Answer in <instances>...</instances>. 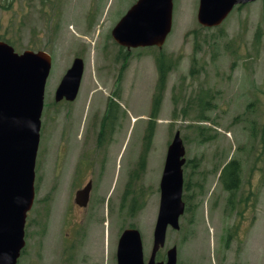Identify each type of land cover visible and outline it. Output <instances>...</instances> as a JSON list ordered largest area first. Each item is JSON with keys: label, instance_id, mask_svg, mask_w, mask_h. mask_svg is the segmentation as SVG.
Returning a JSON list of instances; mask_svg holds the SVG:
<instances>
[{"label": "rangeland", "instance_id": "374dc122", "mask_svg": "<svg viewBox=\"0 0 264 264\" xmlns=\"http://www.w3.org/2000/svg\"><path fill=\"white\" fill-rule=\"evenodd\" d=\"M136 2L94 0L89 7V0H0V35L10 39L18 53L46 51L53 57L42 116L49 139L43 132L36 201L27 228L30 238L19 264H117L119 236L131 225L142 233L148 260L167 149L177 131L187 151L185 178L195 181L196 173H203L206 181L201 197L189 199L191 211L181 219L184 230L168 231L163 252L177 246L180 264H264V0L236 10L222 27L210 30L198 23L199 0H174L173 30L163 52L176 67L168 77L146 164L138 170L133 193L125 196L142 153L160 55L155 48L133 50L121 71L119 57L126 51L115 43L111 31ZM101 37L104 44L99 46ZM76 57L86 65L80 94L74 104L57 105L55 90ZM120 74V112L99 148L107 95H112ZM202 92L209 95L211 107L216 105L204 111L210 119H198L192 105ZM245 116L255 122L253 140L249 134L255 129ZM198 127L207 128L202 132L208 138L204 144L199 143ZM60 138H65V145ZM247 140L245 149L239 145L235 152ZM233 154L247 159L235 198L239 215L235 211L227 216L229 197L220 173ZM90 178L92 200L79 211L73 198ZM134 196L135 215H129ZM84 232L85 238L72 245L77 247L76 257L67 262L68 242Z\"/></svg>", "mask_w": 264, "mask_h": 264}, {"label": "water", "instance_id": "95a60500", "mask_svg": "<svg viewBox=\"0 0 264 264\" xmlns=\"http://www.w3.org/2000/svg\"><path fill=\"white\" fill-rule=\"evenodd\" d=\"M255 0H201L199 22L205 27L222 24L235 5ZM174 0H139L114 31L127 47H162L172 30ZM52 67L47 54L31 51L22 56L0 42V264H17L26 245L27 213L35 199V166L40 142L41 114L46 81ZM84 73L77 59L57 90L56 101H74ZM186 150L178 132L169 147L161 181V205L154 233L153 254L148 264H177V249L167 254V263L156 262L171 226L180 229ZM91 184L77 193V202L87 206ZM118 264H145L138 230H127L120 239Z\"/></svg>", "mask_w": 264, "mask_h": 264}, {"label": "trees", "instance_id": "16d2710c", "mask_svg": "<svg viewBox=\"0 0 264 264\" xmlns=\"http://www.w3.org/2000/svg\"><path fill=\"white\" fill-rule=\"evenodd\" d=\"M157 66H158V74H159V79H158V83H157V87H156V92L153 98V109H152V113H151V121L149 123V127H148V132H147V147L146 149L149 148L150 145V140L151 137L153 135L154 132V125H155V121L158 117V113L160 110V106L162 104L163 101V92L165 90V86L167 83V79H168V74L173 70V66L171 64V60L170 63H168V57L163 54L161 55L158 60H157ZM208 96V94H207ZM194 104H196L197 108H198V112H199V117H203V113L206 110H211L209 105H211L210 101H205L203 95H201L198 100L195 99L194 100ZM106 124V122L104 123ZM204 130V128H199L200 131V143L202 144L203 142H205L208 138L204 137V134H202V131ZM243 161H246L245 159H239V158H235L233 159L224 169L222 176H221V182L223 184V187L225 189V191H227L229 193V199L230 200H235L236 196H237V192L239 191V188L241 186V173H242V164ZM146 162V155L143 157H141L140 160V164L139 167L140 169L143 168V166L145 165ZM137 175H132L130 182L128 184V189L126 192V195L130 192V187L132 185L133 180L135 179ZM191 184L189 183L188 185V191H190V187ZM198 186V183H195L194 185V189L195 187ZM137 200H135V204L136 205ZM191 211L190 205L187 206V210L186 212L189 213ZM132 212H134V208L132 210ZM191 223V221H190ZM131 227H135L134 225H131ZM184 230V228H182V231ZM159 257H162V253L159 255Z\"/></svg>", "mask_w": 264, "mask_h": 264}]
</instances>
